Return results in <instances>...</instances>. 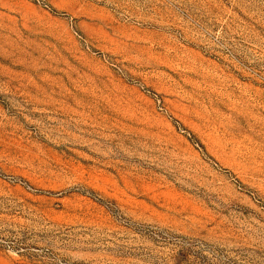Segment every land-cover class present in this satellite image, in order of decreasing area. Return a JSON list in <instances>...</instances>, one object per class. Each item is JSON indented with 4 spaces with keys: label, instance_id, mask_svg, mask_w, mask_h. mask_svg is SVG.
I'll return each mask as SVG.
<instances>
[{
    "label": "rangeland",
    "instance_id": "1",
    "mask_svg": "<svg viewBox=\"0 0 264 264\" xmlns=\"http://www.w3.org/2000/svg\"><path fill=\"white\" fill-rule=\"evenodd\" d=\"M0 264H264V0H0Z\"/></svg>",
    "mask_w": 264,
    "mask_h": 264
}]
</instances>
